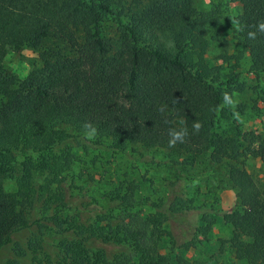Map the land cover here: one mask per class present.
Segmentation results:
<instances>
[{
    "label": "trees",
    "instance_id": "obj_1",
    "mask_svg": "<svg viewBox=\"0 0 264 264\" xmlns=\"http://www.w3.org/2000/svg\"><path fill=\"white\" fill-rule=\"evenodd\" d=\"M229 3L244 64L205 57L218 1L0 0V248L34 227L4 264H203L195 241L218 220L211 264H264V190L245 164L264 163V137L244 126L246 103L225 100L263 77L264 33H247L264 0ZM22 50L34 56L20 76L6 58ZM180 119L190 135L169 147Z\"/></svg>",
    "mask_w": 264,
    "mask_h": 264
},
{
    "label": "rangeland",
    "instance_id": "obj_2",
    "mask_svg": "<svg viewBox=\"0 0 264 264\" xmlns=\"http://www.w3.org/2000/svg\"><path fill=\"white\" fill-rule=\"evenodd\" d=\"M196 3H201L203 5H209L211 1L221 2V12L219 15V19L213 21V23L209 26L208 34L206 36L207 41V49L205 51V57L210 64L213 63H226L233 62L236 59H239L242 64H244L243 60V51L235 44L231 30L233 26L230 23V10L232 4L229 3V0H195ZM212 34L216 35L215 39H212L210 36ZM34 54L28 50H22L18 53L9 54L6 58V64H8L15 72L22 76L25 74L28 61L33 58ZM243 71V70H242ZM245 84L247 85L246 92L241 98H237L235 101L244 102L247 104V112L244 115L245 123L244 126L248 127V129L254 130L256 133L260 134V136L264 137V73L263 77L259 80L255 79L252 76L244 75ZM254 106V109L249 107ZM257 107V109H256ZM152 154L156 160L162 159L163 153L153 152ZM126 157H128L126 155ZM126 157H123L124 159ZM128 159V158H127ZM130 161V159H129ZM132 164H134L133 160ZM121 162L124 161L121 158ZM245 164L248 168V171L251 173L254 180L260 186L262 190H264V163L259 159H247ZM163 174L162 171H160ZM219 202L218 209L223 211L229 209L234 202V192L230 189H222L218 193ZM193 230V225L190 217L185 216L180 219L176 224V234L180 240L187 239L191 236V232ZM34 231V227L30 226L23 230L13 233L10 236V240L7 244L3 245L0 248V264H4V262L11 258L12 252L10 250L13 242H18L22 246L25 245L26 238ZM213 235L208 239V243H206L201 237L195 241V248L192 250L194 255L200 259L203 264H211L213 262L214 253L216 252L213 245L216 243V238H225L228 235V229L225 224H222L219 220L215 224V226L211 229ZM225 256H228V252L224 253ZM230 256V255H229ZM28 258V255L23 258V262L25 263ZM231 258V257H230Z\"/></svg>",
    "mask_w": 264,
    "mask_h": 264
},
{
    "label": "clouds",
    "instance_id": "obj_3",
    "mask_svg": "<svg viewBox=\"0 0 264 264\" xmlns=\"http://www.w3.org/2000/svg\"><path fill=\"white\" fill-rule=\"evenodd\" d=\"M207 2V0H206ZM233 24H236L237 27V31H243V28L239 26V21L238 20H233L232 21ZM264 33V22H260L257 26H256V30L255 31H248L247 33V39L248 40H256L257 39V33ZM225 100L228 101L230 103L231 106H234L236 101H233L230 99L229 94L225 93ZM162 111V109H161ZM178 124L180 125L179 129L176 128H170L169 129V147H174L178 142L179 143H184L187 141V138L189 137L190 133L187 129V127H185V121L183 119H180L178 121ZM84 127L86 129H89L87 136L88 139H94L96 134H97V128L95 125H93L91 123V121H86L84 124ZM203 125L202 122L200 121H194L192 124V131H191V135H196L200 132V130L202 129Z\"/></svg>",
    "mask_w": 264,
    "mask_h": 264
}]
</instances>
